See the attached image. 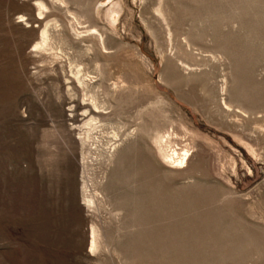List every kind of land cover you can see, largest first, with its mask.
<instances>
[{"label":"rangeland","instance_id":"1","mask_svg":"<svg viewBox=\"0 0 264 264\" xmlns=\"http://www.w3.org/2000/svg\"><path fill=\"white\" fill-rule=\"evenodd\" d=\"M0 264H264V0H0Z\"/></svg>","mask_w":264,"mask_h":264},{"label":"bare ground","instance_id":"2","mask_svg":"<svg viewBox=\"0 0 264 264\" xmlns=\"http://www.w3.org/2000/svg\"><path fill=\"white\" fill-rule=\"evenodd\" d=\"M156 11L160 15V17L164 20V17H163V14H162L161 10L157 9ZM111 20H113V18ZM42 39H43V42H44L45 41V32L42 34ZM116 85H118V83ZM91 120H93V118H91ZM187 153H189L187 150H185V151L183 150V154L180 153V155H179L176 151H173V153L171 155H167L164 159H166L171 164H174V163L176 164L177 163V165H181V164H183L186 161ZM94 243H95V237H94V232H92V234H91V246L92 247L94 246Z\"/></svg>","mask_w":264,"mask_h":264}]
</instances>
